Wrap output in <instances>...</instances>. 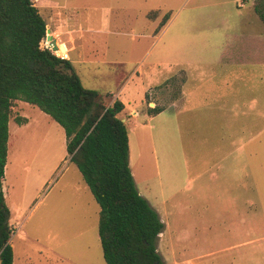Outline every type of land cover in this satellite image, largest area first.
<instances>
[{"label":"rangeland","instance_id":"rangeland-1","mask_svg":"<svg viewBox=\"0 0 264 264\" xmlns=\"http://www.w3.org/2000/svg\"><path fill=\"white\" fill-rule=\"evenodd\" d=\"M33 2L46 24L72 30L68 55L82 85L123 104L136 187L168 226L161 261L264 264V0ZM46 41L70 45L49 28ZM154 104L168 108L155 117ZM8 129L13 264H106L100 207L63 128L15 100ZM250 193L263 216L247 210Z\"/></svg>","mask_w":264,"mask_h":264},{"label":"trees","instance_id":"trees-1","mask_svg":"<svg viewBox=\"0 0 264 264\" xmlns=\"http://www.w3.org/2000/svg\"><path fill=\"white\" fill-rule=\"evenodd\" d=\"M264 20V12H259ZM46 22L33 0H0V264H13L9 208L2 189L13 101L28 102L64 130L69 159L99 204L106 264H165L157 251L164 223L139 193L129 166L121 101L106 104L85 88L70 59L44 45ZM154 114L164 107L154 104ZM17 123L25 118L15 117Z\"/></svg>","mask_w":264,"mask_h":264},{"label":"crops","instance_id":"crops-1","mask_svg":"<svg viewBox=\"0 0 264 264\" xmlns=\"http://www.w3.org/2000/svg\"><path fill=\"white\" fill-rule=\"evenodd\" d=\"M60 23V22H59ZM57 24V26L55 27V28H53L51 25H49V24H46V26H47V29L49 28V30H50V32L54 35V34H61L63 37H65V40H67V41H69V43H70V45H69V51L71 50V49H74L75 48V37L72 35V30H70V29H68V30H63V24ZM51 36V35H50ZM64 44H65V42H64ZM66 45V44H65ZM70 59V58H69ZM168 108V106L166 107V108H164L162 111H164L165 109H167ZM161 111V112H162ZM161 112H159V113H161ZM159 113L158 114H156L155 115V117L157 116V115H159ZM132 114L133 115H135L136 114V112H132ZM124 122H125V124H126V118L123 120ZM146 122H148V121H146ZM137 123H134L133 125L135 126ZM149 126L150 127H152L153 125L152 124H149ZM252 185V187H254V184H251ZM139 191V190H138ZM140 193V192H139ZM142 195V194H141ZM144 196V195H143ZM162 196V204H163V206H162V211H164V214L165 215H169L170 213L166 210V204L168 203V200H169V196H165V195H161ZM146 198V197H145ZM148 200V199H147ZM149 201V200H148ZM231 203V202H230ZM151 204V203H150ZM246 204L249 206V205H251L252 207H247V210L248 209H250L249 211V213H251V215H261V216H263V214H262V210H261V207H262V204L259 202V198H258V195H255V194H253V193H250V194H247V197H246ZM152 205V204H151ZM165 205V206H164ZM153 206V205H152ZM154 207V206H153ZM156 210H157V212L159 213V208H157V206L156 207H154ZM159 215H160V217H161V214L159 213ZM161 220L163 221V218L161 217ZM163 223H164V225H165V227L167 228V230H168V226H167V224H166V222L165 221H163ZM169 225V224H168ZM252 228H253V226H251ZM162 234V232L159 234V235H161ZM251 241H253V240H251ZM250 241V242H251Z\"/></svg>","mask_w":264,"mask_h":264},{"label":"built area","instance_id":"built-area-1","mask_svg":"<svg viewBox=\"0 0 264 264\" xmlns=\"http://www.w3.org/2000/svg\"><path fill=\"white\" fill-rule=\"evenodd\" d=\"M45 47L50 50L55 56L63 59L69 58V48L63 42H56L55 44L50 41H46Z\"/></svg>","mask_w":264,"mask_h":264},{"label":"water","instance_id":"water-1","mask_svg":"<svg viewBox=\"0 0 264 264\" xmlns=\"http://www.w3.org/2000/svg\"><path fill=\"white\" fill-rule=\"evenodd\" d=\"M48 29L46 28V31H47Z\"/></svg>","mask_w":264,"mask_h":264}]
</instances>
